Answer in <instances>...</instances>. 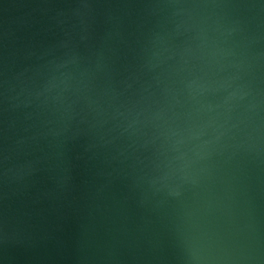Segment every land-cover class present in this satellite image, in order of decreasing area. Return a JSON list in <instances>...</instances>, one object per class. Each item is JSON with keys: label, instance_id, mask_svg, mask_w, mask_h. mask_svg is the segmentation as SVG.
I'll return each mask as SVG.
<instances>
[{"label": "water", "instance_id": "water-1", "mask_svg": "<svg viewBox=\"0 0 264 264\" xmlns=\"http://www.w3.org/2000/svg\"><path fill=\"white\" fill-rule=\"evenodd\" d=\"M0 264H264V0H0Z\"/></svg>", "mask_w": 264, "mask_h": 264}]
</instances>
